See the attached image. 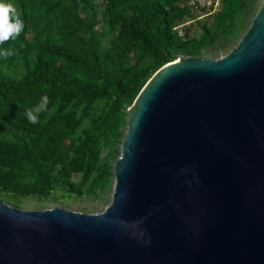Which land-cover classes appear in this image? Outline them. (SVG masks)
Instances as JSON below:
<instances>
[{"label": "water", "instance_id": "obj_1", "mask_svg": "<svg viewBox=\"0 0 264 264\" xmlns=\"http://www.w3.org/2000/svg\"><path fill=\"white\" fill-rule=\"evenodd\" d=\"M126 117L105 209L0 200V264H264V0L226 55L164 64Z\"/></svg>", "mask_w": 264, "mask_h": 264}, {"label": "trees", "instance_id": "obj_2", "mask_svg": "<svg viewBox=\"0 0 264 264\" xmlns=\"http://www.w3.org/2000/svg\"><path fill=\"white\" fill-rule=\"evenodd\" d=\"M13 1L24 28L18 37L0 45V49L15 50L13 56L0 58V67L18 62L24 77L12 81L0 72V167H15L18 178H45L52 171L50 164L63 161L68 151L73 150L64 142L66 131L60 127L61 124L65 126L60 119L61 111L53 114L46 124H42V120L49 110L60 109L69 103L75 84L84 73L100 80L103 88L99 95L109 100L99 128L112 155L115 153L112 145L119 140V130L124 122L121 117L123 106L133 101L152 73L173 61L174 54L191 56L197 52L179 43L171 30V24L182 17L194 16L197 20L186 8L185 0H108L106 18L103 19L105 25L108 29L113 28L119 19L117 8L125 9L128 12L125 35L149 61L134 72L121 71L110 58L112 50L100 46L94 29L98 21H94L93 13L86 27L76 16L69 21L64 15H56L54 10L66 0ZM74 1L82 7L92 8L91 0ZM176 2L181 6L175 5ZM39 4L47 7L42 8ZM246 9L243 0L221 3L219 12L207 16H217L221 20L216 21L211 31L202 26L198 42L206 41L211 48L216 44H227L235 23ZM51 19L60 21L56 38L50 35ZM81 33L83 37H80ZM105 34L100 33L101 36ZM43 96L48 97L47 110L39 114L38 123L31 124L26 118V109L38 105ZM94 144L93 141L89 146ZM93 165V160L87 161L84 176L93 172ZM2 177L0 173V190H4ZM108 177V167H104L94 179V186H102Z\"/></svg>", "mask_w": 264, "mask_h": 264}, {"label": "rangeland", "instance_id": "obj_3", "mask_svg": "<svg viewBox=\"0 0 264 264\" xmlns=\"http://www.w3.org/2000/svg\"><path fill=\"white\" fill-rule=\"evenodd\" d=\"M226 1L222 0L221 3L224 5ZM5 2L13 4L17 14H20L13 0H5ZM91 2L92 8L89 9V7H82V4L78 5L74 0H66L54 12L59 16L64 15L66 20L69 21H72L76 16L86 27L90 24L92 20L91 13H93L94 21H98L94 29L99 44L105 50H112L111 57H109L121 71L134 72L146 65L149 62L148 59L125 35L124 27L128 12L118 7V22L115 23L113 28L108 29L103 20L106 18L108 0H91ZM261 3L262 0H243V4L247 6V9L244 10L235 23L234 32L227 40L228 43L225 45L216 44L215 48L209 47L206 41L200 40L198 42V40L201 38L202 26L211 31L217 23L216 21H220L221 18L217 16L201 20H195L194 16L180 18L171 24V30L177 36L179 43L188 45L197 52L191 56L174 54L173 61L179 56L213 61L223 57L235 47L240 38L246 33ZM40 5L42 8L47 7L43 4ZM175 5L181 6L179 2H176ZM51 22L50 35L51 38H56L60 32V21L51 19ZM100 33L106 34L101 36ZM79 35L83 37L82 33ZM0 72L12 81L24 77V70L18 62L0 67ZM82 77L81 80L76 82L75 92L69 103L60 109L49 110L42 120V124H46L50 122L53 114L61 111L60 119L65 126L61 124L60 127L66 131L64 142L66 145H70L73 150L68 151L63 161L50 164L52 171L40 180L18 178L16 177L17 170L15 167H0V173L3 176L1 183L4 188V190H0V200L4 205L20 211H42L56 207L83 214H98L108 205L113 188L112 164L118 156L126 130V113L133 101L125 104L121 110V117L124 122L119 130V140L112 145L115 153L111 155L108 152L109 145L104 143L99 128L109 100L99 95L100 89L103 88L100 80L85 73ZM88 132L91 133L88 134ZM93 141L96 144L89 146V143ZM88 160L94 161L93 172L84 176ZM104 167H108L109 170L107 181L102 186H94V179L102 172Z\"/></svg>", "mask_w": 264, "mask_h": 264}, {"label": "clouds", "instance_id": "obj_4", "mask_svg": "<svg viewBox=\"0 0 264 264\" xmlns=\"http://www.w3.org/2000/svg\"><path fill=\"white\" fill-rule=\"evenodd\" d=\"M24 24L17 14L16 8L5 0H0V45L11 39H15L23 31ZM15 54L14 49H0V58L7 59ZM48 97L43 96L41 102L33 108L26 109L25 115L29 123L39 122L41 112L47 110Z\"/></svg>", "mask_w": 264, "mask_h": 264}, {"label": "built area", "instance_id": "obj_5", "mask_svg": "<svg viewBox=\"0 0 264 264\" xmlns=\"http://www.w3.org/2000/svg\"><path fill=\"white\" fill-rule=\"evenodd\" d=\"M186 8L200 20L220 10V0H185Z\"/></svg>", "mask_w": 264, "mask_h": 264}]
</instances>
